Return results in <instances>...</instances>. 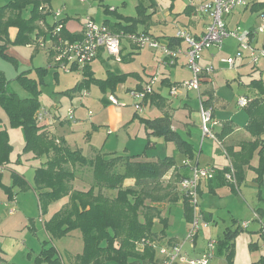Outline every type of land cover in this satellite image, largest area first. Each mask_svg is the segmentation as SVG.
<instances>
[{
    "label": "rangeland",
    "instance_id": "374dc122",
    "mask_svg": "<svg viewBox=\"0 0 264 264\" xmlns=\"http://www.w3.org/2000/svg\"><path fill=\"white\" fill-rule=\"evenodd\" d=\"M138 1L140 0H50V8L54 11L59 8H64L61 15L73 17L70 19L78 17L74 22L80 29H82V24L87 17L98 25L102 23V19L105 16V5H109L111 8L117 7L119 12L126 15H135V6ZM156 1L160 13L164 17V13L170 6L171 0ZM6 2L7 0H0V6ZM23 14L24 16H28V10H24ZM164 18L167 21L165 24V28L168 30L167 33L173 32L172 25L169 24L171 21L178 20L180 23L185 22L183 15H179L174 19H172V17ZM47 20L50 22L54 21L52 13L48 14ZM260 22V16H257L255 13L246 12L244 17L241 18V21H239L238 26L241 28H247L249 25H255V27H257ZM162 26L163 25L160 23V25L156 27V32L161 33L162 30H165ZM48 40L49 37H47V41ZM237 43L233 38H225L222 48L218 49L217 46H212L209 52L208 50H203L200 53L198 63L202 67H212L211 75L216 92L228 99L230 104L227 108L228 110L235 109L240 112V116H236L235 120L239 124H243L245 119L241 118V116L244 115V111L242 108L234 107L233 101L236 96L240 94L245 95V92H247L246 83L249 78L247 77V74L251 70L252 63L249 59H245V64L241 65L240 63L243 59L237 58L235 61L236 67L231 68L228 65L226 59L234 56ZM9 48L21 57L26 59L31 58L32 68L38 65H47V56L45 48L43 47H39L37 52L33 50L31 45L12 44L9 45ZM150 49L151 48L148 47L137 48L139 53L135 55L134 59L129 61L130 63L127 62L129 63L127 70L144 73L148 76V79H150L152 75L156 77V80L152 85L153 88L159 90L162 95L171 97L173 99V104L177 109L173 117L174 123L180 119L185 120L187 118V120H189V116L187 117V115L190 114V112H197L199 114L200 95L197 94L198 91L190 90L188 92L189 98H186L187 107L183 108V99L181 97L173 98L169 94L170 87L160 85L162 72L170 70L172 80L181 79L184 75L188 74V67L184 65L180 66V64L186 63V58L180 54V52L178 54L177 64H174L173 66L169 64H160L159 50L151 49L153 50L151 51ZM208 53L213 55L207 57L206 55H209ZM115 61L116 59L109 60V67L111 69H119L123 67L118 61ZM256 65L258 68L253 71V75L255 77H261L264 81V59H260ZM24 68L26 67L22 65V63L9 61L0 56V69L4 72L9 88L21 97H25L28 93L16 77L18 72ZM237 68L239 71H237ZM94 71L97 76H105L107 72L106 68L98 62L94 63ZM34 74V70L30 72V75ZM81 78L82 75L80 72L76 70H65L61 67H59L57 80L52 77V72H48L45 77L46 83L41 85V94L39 96L40 108L51 110L61 116H67L68 111L73 110L74 118L71 119L69 123L68 138L73 142L72 144H74V147L79 148L81 152L87 156H91L93 150H100L105 153H122L126 146H129L131 150H139V138L137 137H139V133L141 138L144 137L145 131L139 124L138 117H135L134 121L128 123L127 126L124 123L117 132H112L108 135L106 134L107 127L105 125L100 126L98 130L93 132L91 137L89 133L88 135L85 134L86 131H90L91 134L93 128L92 122L100 117L101 111L104 108L100 99L109 95L110 91L108 89L103 90L96 84H91L88 89L86 88L80 92L76 91L78 92L79 97H76V93L74 99L70 100L66 93L80 82ZM135 78V75H129L123 83V86L126 88L132 87ZM201 89L202 87L200 86V90ZM128 90L122 89L120 92L116 91V94L124 103V106H119L123 108L125 113L130 114L129 119H131L134 112L137 111L135 109V103L140 102V98H135L131 95V92H128ZM80 101H83L84 105H82ZM141 107L142 109L137 111L139 115H149V106L142 103ZM153 110L154 112L158 111L156 108H153ZM88 111H91L93 116L92 119L86 117L85 114ZM219 117L224 118V115L219 114ZM81 119H83V122L79 125ZM212 120H216L214 116ZM179 126L180 129L184 131L183 135L194 142L197 150L199 149V144L201 142L204 143V149L202 152L204 159L213 161L214 163L221 162L224 157L220 148L217 146V142L208 137H202L200 126L192 124L189 120L190 133L185 129L184 125L181 124ZM2 128L8 129L9 139L12 145L10 152L11 162H9L7 168L3 170V182L10 183L9 169H11L24 174L27 180L32 183L33 166H35L38 161L28 153L23 152V129L22 127H11L8 123L5 111L0 106V129ZM214 130L215 129H213V131ZM71 131L74 132L72 133ZM65 137L67 138V134H65ZM156 141L155 154L157 153L161 156L173 155L177 163H179L181 154L175 150L173 143L164 140L162 137H158ZM44 159L45 158H43V160ZM80 172L82 173V171ZM254 175L255 174L252 170L246 171L243 177L244 179L240 181L238 187L239 190L237 191L233 190L230 185H224L216 188L215 192H209L205 187H202V191H199L198 194V208L200 211L210 212L213 215V219L208 222L207 226H199L200 228L197 239L200 244L209 239L215 240L217 244L218 239L224 236V231L226 229L232 231L236 229L238 225L241 227L243 221L247 222V227H241L234 237L235 244L233 245V250L236 264H244L246 259H250L249 261L252 262L253 259H258L264 254V238L258 231L260 230L262 223L264 224V184L261 185V196L258 197V188L253 181ZM87 178L89 179L90 175H87ZM132 179L133 178H127L124 181V185H132ZM78 183L81 184L80 182ZM16 191L17 189H15L14 198H16L15 208L17 211L15 212L16 214H10L8 212V207L5 206V203L7 202V194L4 188L0 186V264H31V258L28 257L29 243L31 240L36 241L38 249L40 248L38 246L41 245V241L44 237V231L41 222L39 221L41 214L32 188L28 187L26 190L17 191V193ZM258 207H260V209L256 210ZM171 208L172 213L177 214V206L174 205ZM45 216L46 214L42 215V217ZM175 220L176 221L173 225L168 227L166 231L168 234L174 233L180 237V240H182L186 236V230L183 232V229L186 226V221L181 216L178 219L176 216ZM26 235L27 237H25ZM58 243L59 249L65 247L61 244L63 242ZM254 243L256 244L254 245ZM186 247L187 245H184V250H186ZM61 249L60 252L65 259L67 252L63 254ZM154 252L155 259L158 261L160 258L159 249H154ZM220 261L222 260L213 257L209 264H218ZM106 264H115V262L108 261ZM223 264H225V261Z\"/></svg>",
    "mask_w": 264,
    "mask_h": 264
},
{
    "label": "trees",
    "instance_id": "16d2710c",
    "mask_svg": "<svg viewBox=\"0 0 264 264\" xmlns=\"http://www.w3.org/2000/svg\"><path fill=\"white\" fill-rule=\"evenodd\" d=\"M44 1L47 2V0ZM28 2L32 1L8 0L7 3L0 6V25H10L17 28L15 43L32 44L39 47L36 43L38 42L37 37L43 33L37 31L33 38L29 35L37 29L35 23L37 20L45 22V15L49 11H40L38 8L40 2L34 0L31 15L25 18L22 16V9ZM258 8L264 9V4H259ZM261 14L264 15V12ZM125 20L134 21V18L126 17ZM59 21L62 23L60 30L62 37L74 40L81 36V32L72 34L65 31L64 17H61ZM103 24L106 25V23ZM130 24L133 23L130 22ZM52 27L53 24L48 27L47 31L50 38H53L50 34ZM113 32L135 31L129 25H124L121 30ZM4 48L5 46L0 45V54L13 60L11 56L5 53ZM87 65H84L82 69L87 71ZM75 69H77L76 66H73L72 70ZM86 71L83 81L76 84L70 91L80 90L92 81L101 85L102 80L92 77L91 73ZM36 72L39 76L38 80L28 77L23 72L17 76L21 85L30 94L27 98H20L13 91H10L7 88L5 78L0 77V106L7 113L10 126L22 127L23 129V152H32L35 157L46 156V159L36 166L33 175L34 189L42 210L46 209L51 201L68 197L67 203L44 223L45 230L51 238L64 236L75 229L80 231L83 251L76 258L77 264H104L108 260L117 264H135L138 260L142 262L154 261L155 248L148 243L151 241L162 243L161 240L165 237L167 228L166 219L161 218L163 228L159 232L153 230L154 219L160 217V210L154 203L167 197V193L162 187V177L171 166L176 164L175 158L168 155L151 160L140 159L145 150L154 146L155 142L150 139H147L145 143V150L139 154L113 153L109 155L96 153L91 158L83 155L78 149L69 148L60 140L56 142L53 137H49L41 129L42 127L35 120V112L40 107L38 101L39 85L44 83L43 77L46 74V69L38 67ZM123 79L124 75L109 73L103 81L113 87ZM248 85L257 91V94L250 97L244 106L248 116V123L245 127L254 139L249 143L242 144L240 155L238 152L233 153L229 149L227 153L233 157V168H235L239 181L243 177V165L252 158L254 150L258 151L260 163L255 168L257 173L255 180L262 184L264 181V81L261 77H256L252 78ZM153 95H155L154 90L147 94L144 100ZM211 99L212 94L208 99L202 98V103L210 107ZM140 120L147 130V134H158L164 140L174 142L178 152L190 159L193 158L195 151L192 144L171 129L168 115L154 118L140 117ZM11 149L12 145L9 142L7 132L0 130V165H7L11 162ZM228 170L229 167L225 172ZM87 175H90L89 179ZM11 177L14 185H26L25 178L19 173L13 172ZM127 178H133L132 185H124ZM77 180L88 186L83 189L76 188L74 183ZM168 186L170 184L166 185V187ZM199 188L200 186L198 191H200ZM182 197L184 217L188 222L192 218L193 210L187 198L183 194ZM201 214L203 219L209 222L208 216L202 212ZM240 228L238 225L232 231L226 229L224 236L218 241L226 246L229 259L232 258L233 254L234 237ZM260 233L264 237L261 231ZM175 242L169 238L164 243L172 244ZM35 261L46 264H61L59 257L55 256V250L52 246H43ZM256 263L264 264V256L260 257Z\"/></svg>",
    "mask_w": 264,
    "mask_h": 264
},
{
    "label": "crops",
    "instance_id": "0c3cea01",
    "mask_svg": "<svg viewBox=\"0 0 264 264\" xmlns=\"http://www.w3.org/2000/svg\"><path fill=\"white\" fill-rule=\"evenodd\" d=\"M30 1L33 2L34 0H30ZM37 1H39L41 3V1H43V0H37ZM7 2H8V0H7ZM32 2H28L26 4V6L22 9V16L23 17H25V18L30 17L31 9L33 7ZM47 2L49 5H51L50 0H47ZM4 4H2V5H4ZM259 4H264V0H252L251 3L247 7L237 8V9L233 10L231 13H229L225 17V21H226L227 26L229 28H234V27L238 26L239 21H241V18L244 17V14L246 12L255 13L257 16H260L261 13L264 12V9H259L258 8ZM108 7H109V5L104 6L105 16L102 19V24L106 23V25L109 27L110 30H112V31L121 30L122 26L129 25L133 31L145 32V33H147V34H149L155 38H159L163 42L168 43V45L172 48L179 47L181 49V53L180 52L179 53L182 54L185 58H186V55L184 53L185 45L182 41L175 38L176 29L179 27H182V28L189 30L195 36H200L205 32L207 25L211 21V17H210L209 13H203V12L201 13L198 11L196 0H186V1H184V0H171L170 6L167 8V10L164 13V17H172V19H174V18L178 17L179 15H183L185 18L184 23H180V22H178V20H175V21L173 20V22L171 21L169 23L172 25V29H173L172 30L173 32H171V33H167L168 30H167V28H165V24L167 21L165 20V18L160 13V9L158 7L156 0H146V1L140 0V1H138L136 6H135L136 7V14L135 15H126L122 12H119L117 10V7H114L113 9H111V6L109 8ZM24 10H28V12H29L28 16H24V14H23ZM48 14L45 15V22H43L42 24L40 23L41 20H37L35 22L37 29H35L33 32H31L29 37L33 38L36 35L37 31H39L40 33H43L42 35H40L41 37L44 36L45 39L47 37H49L48 33H47L48 27H50L54 21L50 22L47 20ZM62 17L65 18V25L64 26H65L66 32L72 33V34H77L81 31V29L74 22L75 19H78V17H76L75 19H70L73 17L68 16V15L62 16ZM126 17H129L131 19L134 18V21H131V20L127 21V20H125ZM130 22H132L133 24L131 25ZM176 22H177V24H176ZM160 23H161V25H163L162 27H164L165 30H162L161 33H158V32H156V27L158 25H160ZM253 28H255V25H252V26L249 25V26H247L246 29H253ZM17 32L18 31H17V28L15 26L0 25V45L5 46V48H4L5 53H7L9 56H11L13 60L5 58L1 54H0V56L6 60H9V61L22 63V65H24L26 67V68L20 70L18 72L17 76L23 72L28 77L38 80L39 76L36 72V69L38 67H41V68L46 69V72H45L46 74L43 77L44 83H46L45 77L48 74V72H52V77L55 80H57L59 68L51 65L52 60H53V52L51 50H49L48 48L47 49L45 48V53L47 56V65L46 66L38 65V66H35L32 68L31 58L26 59L24 57H21L19 54H16L12 49L9 48V45H12V44L13 45L14 44L29 45V44H25V43H19L18 44V43L14 42L16 39V36H17ZM227 38H233V37H227ZM233 39L237 43V40L235 38H233ZM253 40L254 41H253L252 45L254 47H256V48L257 47H264V30L261 33L255 34ZM213 46H215V45H213ZM222 46H223V43L220 47H218V46L217 47H218V49H220V48H222ZM31 47L33 48V50L35 52H37L39 50V47H37V46L31 45ZM211 48H212V46L207 48V49H204V50L205 51L208 50V52H209V50H211ZM238 49H239V45L237 43L236 48H235V52H234V56H233L234 57V66L233 67H236L235 61L237 58L243 59V61L240 63L241 65L245 64V61H244L245 59H249V53L247 51H244L241 56L237 57L236 53H237ZM151 51H153V50H151ZM137 53H139V50H137V48L127 40H123L121 42V49H120V53H119L120 59H117V58L107 54L105 51L100 50L98 52L97 56L90 63H88L86 69H87V71H89V73H91L92 77L99 79V80H102L101 85L98 82L92 81L88 84V86H84L80 90H75V91L68 90L66 95L68 96V98L70 100H72V99H74V96L76 95V93H77V95H76V97H77L78 92H80L81 90H85L86 88L88 89V87L91 84H96L103 90L108 89L110 91V93H113L116 96H117L116 91L120 92L122 89L128 90V89H131L133 87L134 88L141 87L145 82L148 81V76L145 75L144 73H141V72L138 73L137 71H134V70H127V67H129L128 64L130 63L129 61L134 59V57ZM178 54L175 58L174 64H177V59L179 56ZM212 55L213 54H209L206 56L211 57ZM158 57H159V55H158ZM114 59H116L115 62L118 61V63H120L123 67H121L119 69L118 68L111 69L109 67V60H114ZM262 59H264V58H262ZM97 62L106 68L107 72H106L105 76H97L96 75V73L94 71V63H97ZM127 62H129V63H127ZM174 64H169V65L173 66ZM256 64L252 63L251 70L247 74V77H249L248 81L246 83L247 92H245V95L240 94V95L236 96L234 101H233L234 107L240 108V109L242 108L244 111V115L241 116V118L245 119L243 124H239L235 120L236 116H240V112L238 110H235V109L228 110L227 108H228V106H230L228 99L219 95L216 92L211 72L203 74L202 82H201L202 89L199 90L197 94L200 95V97L203 99H208L209 96L212 94L210 107L212 109V117L214 116L216 119L214 121H217L216 122L217 124L215 123L212 125V131H213V129H215L213 132L215 133L216 137L220 140V143H221V145L217 144V146L220 148V150L223 154V157H224L220 163H217V162L214 163L213 161L204 159L202 156V152L204 149V143L201 142L199 144V149L197 150L195 148L194 142L192 140H189L188 138H186L183 135L184 131H182L180 129L179 125L182 124L185 126V129L190 133L191 130L189 128V120L192 122V124H194L196 126H200L199 114L197 112H193V113L190 112V114L187 115V117L189 116V118H188L189 120H187V118L186 119L184 118L185 120L180 119V120L175 121L176 123H174L173 117H174V113L177 109H176L175 105L173 104V99L171 97H166V96L162 95L159 90L153 88L155 95H153L152 97H150L147 100H143V102H142L144 105L149 106V115L141 116V115H139V113L137 111H135L134 115L132 116L131 119H129L130 114L125 113L123 111L122 107H120L118 105H113L108 101V98H107L108 95H106L105 97H102L100 99L104 108L101 111L100 117L97 120H95L94 122H92L93 128H92L91 134H90V131H86V133H85L86 135H88V133H89V135L91 137L93 132L98 130L99 127L102 125H105L107 127V131H106L107 135L111 134L112 132H117L119 130V128L122 125H124V123L127 126L128 123L133 122L135 117H138V122L145 131L144 137L141 138L140 133H139V137H137V138H139V150H131V148H129V146H126V148H125L124 152H122V154L130 153V152H131V154L142 153L145 150V143H146L147 139H150L151 141H154L155 144H154V146H152V148H148L147 150H145V153L142 154L140 159L151 160V159L163 158V157L167 156V155L161 156L160 154H157V153L155 154V148H156V144H157L156 139L158 137H162V136H160L158 134H147V130L145 129L144 124L140 120V117L154 118V117H161L164 115H168L170 118L171 129L173 131H176L177 133H179L183 139L187 140L193 146V149L195 152H194L193 158H191L190 164L189 165L183 164V161L185 159H187V158L190 159V158L187 156H184L183 154L178 152L179 154H181V158H180L179 163H177V161L175 159L176 164L171 166L167 170V172L164 174V176L162 177V187L164 188V191H166L167 197L165 199L159 201V202L154 203V205L157 206L158 209L160 210V217L159 218L156 217L154 219V223H153V230L154 231L159 232L163 228V222H162V220H160L161 218L166 219L167 228L173 225V223L176 221L175 220L176 216H177V219L180 218V216L185 219V217H184V202H183V197H182L183 193L180 190L178 180L181 179L183 176L190 175L192 164H197L198 166L211 165V166H215V168H216V173H215V176L213 177V179L201 180L200 185H199L200 191H202V189H201L202 187H205L209 192H215L216 188H218L220 186H224V185H230V187L233 190L237 191V190H239L238 187H239L240 181H242L244 179L243 177H244L245 172L252 170L255 174L253 177V181L256 183L257 188H258L257 195H258V197L261 196V185L264 184V181L262 184H260L259 182H257L255 180V177L257 175L255 168H257L259 166V163H260L258 151L254 150V152L252 154V158L249 159V162H247L243 165V177L239 181L237 180L235 168H234V175H233L232 180L226 181L225 176H224L225 173L227 172V171L225 172V170L228 169L229 164H231L233 166V157H231L227 153V150L229 149L233 153H236V152L239 153L241 151V146H243L242 144L249 143L250 141H252L254 139V137L250 135V133L247 131V129L245 127L248 123V116L245 112V109H244V107H241L238 105L237 100L240 96H245L246 99L249 100L250 97H253L257 94L256 89H254L253 87H250L248 85L252 78H256L253 75V71H255L256 68H258ZM166 65H168V64H166ZM183 65L187 66V60H186V63L180 64V66H183ZM233 67H231V68H233ZM188 69H189V67H188ZM33 70H34L35 74L30 75V72ZM75 70L81 73L82 78H81L80 82H82L84 79V74H85L86 70H83L82 68H77ZM237 71H239L238 68H237ZM109 73L110 74L113 73V74H118V75H124V79L117 82L112 87V86L108 85V83L103 81L104 79L107 78ZM239 74H240V72H239ZM129 75H135L136 78H135V82L132 85V87L126 88L123 86V83L125 82L126 78ZM190 76H191L190 69L188 71V74L184 75L183 78L175 79V80H172L170 70L167 72H162L161 77H160V85L161 86L166 85L167 87H171L172 85L177 84V83L189 78ZM0 77L5 78L4 72L1 69H0ZM16 79H17V77H16ZM5 80H6V78H5ZM80 82H78V83H80ZM105 84H107V85H105ZM41 85H39L40 93L38 95V101H39V96L41 94ZM7 88L10 91H13L9 88L8 84H7ZM76 91H78V92H76ZM188 92L189 91L180 90L176 95H172L170 93V88H169V94L173 98L181 97L183 99V101H184L183 102V105H184L183 108L187 107L186 98H189ZM14 93L17 94L16 92H14ZM27 93L28 94L25 97H21L18 94L17 95L20 98H27L30 96L28 91H27ZM117 98H118V96H117ZM118 99H121V98H118ZM80 103L82 105H84L83 101H80ZM39 104H40V101H39ZM153 108H156L158 111L154 112ZM136 113H137V115H135ZM219 114L224 115V118H220ZM6 115H7V113H6ZM85 115L89 119H92V117H93L92 115L89 116L88 112H86ZM7 119H8V116H7ZM70 121L71 120L68 119L66 116L57 115L55 112L51 111L50 116L47 117L45 119V121L40 122V123H38L37 121L36 122L38 125H40L42 127L41 129L44 130L49 135V137H53L56 140V142H58L60 140L63 143H65L69 148L78 149L81 152V150L79 148H76L73 146L74 145V144H72L73 142L68 138V127H69ZM82 122H83V119H81L79 121V125H81ZM8 123H9V119H8ZM0 130H5L8 134V137H9V133H8L7 128H2ZM71 132L73 133L74 131H71ZM65 134H67V138L65 137ZM9 142H10V139H9ZM123 142H125V141H123ZM169 142L174 144V142H172V141H169ZM174 148H175V144H174ZM140 149H142V150H140ZM175 150H176V148H175ZM224 150H226V153L224 152ZM134 151H138V152H134ZM26 153H28L30 156L34 157V159L36 161H38V163H36V165L33 166V175H34V169L41 162H43L46 159V157L45 156L44 157H35L32 152H26ZM96 153H105V152H101L100 150H93L91 156H87L83 153L82 154L88 158H91ZM113 153H115V152H109L107 154L110 155ZM115 154H120V153H115ZM240 154L241 153H239V155ZM171 156H173V155H171ZM43 158H45V159L43 160ZM5 168H7V165H5V164L0 165V173H1L0 186H2L4 188V190L7 194V202L5 203V206L8 207V212L10 214H14L17 211V209L15 208L16 198H14L15 197V193H14L15 189H17V191H23V190H26L28 187H31L33 190V193L35 194V197H36V200L38 203V207H39V211L41 214L39 217V221L41 222V226H42V229L44 231V235H43L44 237L42 236L43 240L41 241V245L38 246V247H40L38 249H37L36 241L31 240L29 243L28 257L31 258V264H46L44 262L39 263V262L35 261L38 254L40 253L41 249L43 248V246H46V247L52 246L55 250V256L59 257L61 264H77L76 258L83 251V240H82L80 231L75 229V230L70 231L69 233H67L64 236L51 238L44 228V223L48 219H50L51 216L56 211H58L60 208H62L67 203L68 197L65 196V197L59 198L57 200L51 201L47 205L46 209L42 210L41 204L39 202V198H38V196L35 192V189H34V182H32V183L29 182L24 174H21L15 170L9 169V171H10V173H9L10 183H4L3 182V170ZM13 172H16V173H19L20 175H22L26 180V185H24V186L14 185L12 183V177H11V174ZM175 174H177V175H175ZM78 182H80L81 184H79ZM167 184H170V186L166 187ZM74 186L76 188L83 189V188H86L88 185L86 186V184H83L81 181L77 180L74 183ZM17 191H16V193H17ZM174 205L177 206V209H178L177 214L172 213L171 207ZM11 208H14V210H11ZM259 209H260V207L256 208V210H259ZM202 213H204L205 215L208 216V218L210 219L209 221H211L213 219L212 213H210V212H202ZM45 214H46V216L42 217V215H45ZM254 214H256V213H254ZM31 221H32V219H31ZM186 226H187V222H186ZM186 226L184 227L183 232H185ZM32 227L34 228L33 225H32ZM167 228H166V230H167ZM165 232H166V235L164 238H162V240H161L162 243L166 242V240L169 238L172 239V241H176V242L182 241V240H180V237L175 235L174 233L168 234L167 231H165ZM259 234L261 235L260 231H259ZM25 237H27V235ZM219 240H220V238L218 239V241ZM58 242H63L61 244L65 246L64 248L61 247L62 249L60 248L61 251L63 252V254L65 252H67L65 259L63 258L62 254L60 252V249L58 248V244H59ZM205 243H206V241L202 242V244H200L198 242V239L196 238L194 242H192V243L191 242H185L184 245H187V247L185 249L187 250L189 255L198 256L204 250ZM138 252H141V250H138ZM262 256H264V254L261 255L260 257H262ZM213 257L222 260L218 264H223L224 261H225V264H236V262L234 260V250H233L232 258L229 259L227 256L226 246H224L221 242H217ZM259 258L253 259L252 262L249 261L250 259H246L244 264H255L259 260ZM108 261H111V260H108ZM108 261H105L104 264H106ZM154 263L159 264V259L157 261V259H155V256H154V261H152V262H142L141 260H138L135 262V264H154ZM87 264H90V263H87ZM115 264H117V263L115 262Z\"/></svg>",
    "mask_w": 264,
    "mask_h": 264
},
{
    "label": "built area",
    "instance_id": "2783aa9c",
    "mask_svg": "<svg viewBox=\"0 0 264 264\" xmlns=\"http://www.w3.org/2000/svg\"><path fill=\"white\" fill-rule=\"evenodd\" d=\"M197 9L199 12L209 13L211 17L210 23L207 25L205 32L200 36H195L189 30L179 27L175 31V38L182 41L185 45L184 53L186 55L187 66L191 71V76L170 87V93L176 95L180 90L199 91L202 77L204 73L212 71V67H202L199 63L200 53L213 45L220 47L227 37H233L237 40L239 49L236 56H241L244 51L249 53V59L253 64H256L260 59L264 58V47H254L252 45L255 34L264 30V15L261 14L260 24L253 29L241 28L236 26L229 28L226 24L225 17L237 8L247 7L252 0H196ZM39 10L42 12L49 11L53 14V27L50 29V34L53 38L47 41V38L37 37L36 43L39 47L49 48L53 52V60L51 65L61 67L65 70H72L73 66L82 68L90 63L100 50L107 54L120 59L121 42L123 39L132 43L136 48L148 47L159 50L160 64H174L175 58L181 49L179 47L172 48L168 43L163 42L159 38H155L145 32H113L105 24H96L90 18H86L82 24L81 36L77 39L70 40L60 35L62 23L59 21L62 17L64 8L52 10L46 1H41ZM113 9V8H111ZM42 24L43 22L40 21ZM32 45V44H29ZM226 62L230 67L234 66V57H228ZM156 77L152 75L147 82L140 88H131L128 92L135 98H140V102L135 103V109L140 111L141 104L147 94L153 90V84ZM108 101L113 105L124 106V103L117 98L113 93L108 95ZM239 106L244 107L247 103L245 96H240L237 100ZM51 111L45 108H40L35 113V120L40 123L45 121L50 116ZM91 116V111H88ZM200 127L202 137H208L221 145L220 140L212 131V125L216 121L212 120V109L202 103L200 97L199 103ZM68 119H73V110H69L66 116ZM210 123V124H208ZM226 153V151H224ZM191 159H185L183 164L189 165ZM216 168L211 165L198 166L192 164L191 173L188 176H183L179 180V187L183 195L187 198L192 207L193 214L190 221L187 222L186 236L182 241L172 244L157 243L155 241H145L146 243L158 248L160 253L159 264H209L214 256L216 241L209 239L206 241L205 248L198 256H191L184 250L185 242H193L198 235L199 226H207L208 221L204 220L200 209L198 208V187L201 180H209L215 176ZM234 168L229 164V170L225 173L226 180H232ZM14 210V208H11ZM241 227H247V222L243 221ZM260 231L264 234V224L262 223ZM143 242V243H145ZM142 243V244H143ZM141 244V245H142Z\"/></svg>",
    "mask_w": 264,
    "mask_h": 264
}]
</instances>
